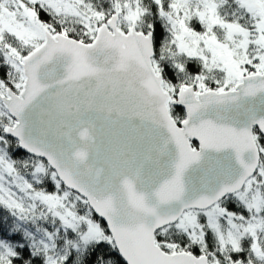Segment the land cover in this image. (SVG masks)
Here are the masks:
<instances>
[{
  "label": "snow or ice",
  "instance_id": "1",
  "mask_svg": "<svg viewBox=\"0 0 264 264\" xmlns=\"http://www.w3.org/2000/svg\"><path fill=\"white\" fill-rule=\"evenodd\" d=\"M0 264H264V0H0Z\"/></svg>",
  "mask_w": 264,
  "mask_h": 264
}]
</instances>
